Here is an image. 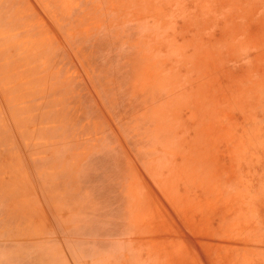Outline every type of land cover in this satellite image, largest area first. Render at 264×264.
Wrapping results in <instances>:
<instances>
[{
    "label": "rangeland",
    "instance_id": "374dc122",
    "mask_svg": "<svg viewBox=\"0 0 264 264\" xmlns=\"http://www.w3.org/2000/svg\"><path fill=\"white\" fill-rule=\"evenodd\" d=\"M0 264H264V0H0Z\"/></svg>",
    "mask_w": 264,
    "mask_h": 264
}]
</instances>
